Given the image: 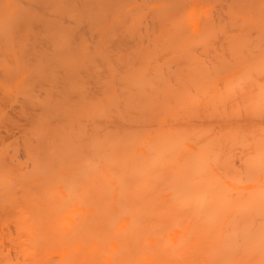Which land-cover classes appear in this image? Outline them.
Returning <instances> with one entry per match:
<instances>
[{
	"label": "bare ground",
	"instance_id": "bare-ground-1",
	"mask_svg": "<svg viewBox=\"0 0 264 264\" xmlns=\"http://www.w3.org/2000/svg\"><path fill=\"white\" fill-rule=\"evenodd\" d=\"M144 218L264 264V0H0V264H121Z\"/></svg>",
	"mask_w": 264,
	"mask_h": 264
},
{
	"label": "rangeland",
	"instance_id": "rangeland-1",
	"mask_svg": "<svg viewBox=\"0 0 264 264\" xmlns=\"http://www.w3.org/2000/svg\"><path fill=\"white\" fill-rule=\"evenodd\" d=\"M157 208L159 209L160 206H158ZM160 210L163 211L162 208H160L159 211H160ZM159 211H158V212H159ZM144 219H146V220H144ZM144 219H143V220H144L145 222H144V221H143L144 223L141 222L143 225L140 224V225H142L141 230H142V232L144 231V232H143L144 237H145V235H146V237H148V236L150 237V235H151V237H150V238L148 237L149 239H147V240H150V241L152 240V243L149 242L150 245L152 244L151 246H150V245L148 246L149 243L146 242V240H145L146 237H145L144 241H145L147 244H146L144 241H143V243L140 242L141 240H143L144 237H140L141 240H137L139 236H143V235H142V232H140V235H137V236H136V239H135V237H134L133 235H130V237H129V236H125V238H127L126 240L124 239V237H123V238H118V240H119V239H121V240L123 239V241H127V240L129 239V240L127 241V245H129V246H126V245H125L127 249H126L125 247H124L123 249H121V245H122L121 242H123V241H117L116 238L113 239V240H115V241H117V242H120V244L114 242V245H115V247L117 248V250H116L117 252H118V248H120L121 250H123V251H121V252H125V251H124L125 249H126V251L129 250L130 254H129V252L127 251L128 254H129V256H130L131 253H132V255H133V259H134V261H133L134 264H156V263L158 264L159 262L161 263L162 261H164V260H162V259H164V258H165V262H166V263L169 262V261H171V260L173 259V262H174L175 264H176V263L179 264V263H178L179 261H181L180 264H184L185 262L182 260V259H184L182 253H183L184 250H185V251H188V250H186L187 246H188V248H190L189 251H188V253H190V254H188L187 252H186V254H185V253H183V254L186 255V257H188V256L190 255V256L188 257L189 262H191V263L193 262V264H195L194 261H191V259L196 261L197 259H198V260L200 259V258L197 257V255L200 254L202 257L204 256V251H205V249L202 247V245H203V244L205 245V242H204V239H203L202 237L199 236L198 241L200 240V238H201L202 240L200 241V243L198 244V246H195V245H197V244H196L197 241H196V239H194V237H196L197 235H200V234H197V235L195 234V232L198 233L197 231H194V230H193L194 233H193V231H191L190 233H189V231H188V232L186 233V234H187L186 237L184 238L185 241H184L183 239H180V240H181V242H180V240H176V239H175L174 241H176V242L178 241L176 244H179V242L181 243V245L179 244V246L176 245V246H178V247L175 248V246H174V247L172 246V245L174 244V241H173L172 239H174V238H176V237H173L172 235H168V234H170V233L168 232V230L166 231V228H167L166 226H167V225L165 226V228H163V226L160 227V230H159V225L157 224V221L154 222V220H158V218H154V219H153V218H144ZM145 223H147V224H145ZM153 223L157 224L155 227H157V229H158V231H159L160 233L157 231V229H156L155 227H152V226H154ZM158 223H159V222H158ZM188 224H189V223H188ZM140 225H139V227H140ZM145 225H146L147 227H149V229H146L147 227H146ZM150 225H151V227H150ZM170 227H171V226H170ZM170 227H169V229H171ZM142 228L146 229V232H147V233H146L145 230L142 229ZM82 229H83V228H82ZM150 229H152L154 232H153V231L151 232ZM155 229H156V230H155ZM147 230H148V231H147ZM81 231L84 232L83 230H81ZM85 231H86L87 234H86L85 232H84V234H86V235H84L82 232H81V233L84 235V237L86 236V237L88 238V237H89V236H88V230H85ZM79 232H80V230H79ZM79 232H78V233H79ZM78 233L75 234V235H76L77 239H81V237H83V235H81V233H80V235H81V236H80V235H78ZM103 233H104V232H103ZM103 233H102V237L105 236V235H106V237H107V235H108V237H109V235H112V234H110V233L104 235ZM111 233H113V232H111ZM150 233H151V234H150ZM157 233H158V234H157ZM162 233H163V234H162ZM192 233H193V234H192ZM153 234H155V236H154ZM164 234H165V237H164ZM189 234H190V235H189ZM113 235H115V233H113ZM156 235H157V236H156ZM193 235H194V237H193ZM152 236H153V238H152ZM168 236H169V237H168ZM188 236H189V237L192 236V239H191V237L189 238ZM79 237H80V238H79ZM84 237H83V238H84ZM86 237L84 238L85 240H82V239H81L82 241L76 239L77 242H78V244L80 245V246H78L79 248H76L77 245H72V246L75 247V248L73 247V248H74V249H73V248H70V243H69V244H68L67 242L64 243L65 246H66V245H69V247H67V249H66V247H64L63 249H61L62 251H61V250L59 251V252H61V253H65V254L63 255L64 257L67 256V253L69 252L70 255H69V253H68V255H69L71 258H73V256H74L75 254H77V253L75 252V251H76L75 249H77V252H79V251H80V252L83 251V252H82L81 254H80V252H79V253H78L79 255L77 254L78 256L75 255V256H77V258H79V259H75V258H74V260H73V259H69L68 256H67V258L69 259V261L66 260V259H64V257L62 256V257H61L62 259L60 258V259L62 260V261H61L62 263H64V261H65V262H66V261H67V262H71V260H72L71 263H73V261H74L73 264H104V262L101 261V259H103L102 256L98 257L97 254H96V253H98V252H97V251H94L95 249H93V247L91 246V244H92V243L90 242V241H92L91 238H90V239H87ZM99 237H101V236H99ZM108 237H107V238H108ZM112 237H113V236H111V238H112ZM114 237H116V235H115ZM132 237H133V238H132ZM166 237H167V238H171V241H169L168 244H172V245L169 246V245L167 244V241H168V240L166 239ZM109 238H110V237H109ZM109 238L107 239V245H108V246H109V244H108ZM151 238H152V239H151ZM196 238H198V236H197ZM98 239H99V238H98ZM105 239H106V238H105ZM130 239H132V240H130ZM73 240H75V239H73ZM73 240H72V241H73ZM76 240H75V243H73V244H77V243H76ZM89 240H90V241H89ZM110 240L112 241V239H110ZM135 240H137V241H135ZM166 240H167V241H166ZM169 240H170V239H169ZM193 240L196 241V242L194 243ZM79 241H80V242H79ZM131 241H132V242H131ZM133 241H135V242H133ZM138 241L141 243V245L146 244V246L143 245V247H142V251H141V248H140L141 246H140V245H137ZM172 241H173V243H172ZM186 241H188V243H187ZM89 242H90V243H89ZM183 242H184V243H183ZM132 243H133V244H132ZM140 243H139V244H140ZM186 243H187V246H186V247L184 246L185 249H182L183 245H186ZM124 244H125V242H124ZM182 244H183V245H182ZM189 244H190L191 247H189ZM194 244H195V245H194ZM47 245H48V244H47ZM47 245H45V247H46ZM107 245H105V249H106V256H107L108 258L105 257V259H106V260H105V263L108 262V263H110V264H117L118 262L115 263V262H112V260H110L114 253L111 255V253L109 252V251H112V250H111V247L109 248V247H107ZM174 245H175V244H174ZM204 245H203V246H204ZM72 246H71V247H72ZM122 246H124V245H122ZM138 246H140V247H138ZM147 246H148V247H147ZM181 246H182V247H181ZM194 246H195L196 248H195ZM48 247H49V246H48ZM61 247H63V243H62V246H61ZM150 247H151V248H150ZM192 247H194V249H195L197 252L199 251V253L195 252V253H194L195 255H193V252H194L195 250L192 251V249H193ZM46 248H47V247H46ZM68 248L71 249V250L73 249V251L70 252V250H69ZM148 248H150L149 251H152L153 254H151L150 252H149V253H148V252L145 253V250H143V249L148 250ZM171 248H174V250H172ZM178 248H179L180 250H183V251L179 252V249H178ZM47 249H48V248H47ZM65 249L68 250V251H67V252H64V251H66ZM108 249H110V250L108 251ZM139 249H140V251H139ZM201 249H202V250L204 249V250H203V253H201V251H202ZM162 250H163V252H165V253H164V254H165L164 256H163V253H162V255H160V253H159V252H162ZM176 250H178V251H176ZM116 251H115V252H116ZM143 251H144V252H143ZM175 251H176V252H175ZM73 252H74V254H72ZM139 252H141V253H139ZM142 252L144 253V255L142 254ZM154 252H155V253H154ZM178 252H179V253H178ZM61 253H60V254H61ZM119 253H120V252H119ZM174 253H175V254H174ZM177 253H178V254H177ZM180 253H181V254H180ZM117 254H118V253H116L115 255H117ZM125 254L128 256L127 253H124L123 256H124ZM141 254H142L143 256H142ZM148 254H149V255H148ZM157 254H158V255H157ZM176 254H177V255H176ZM58 255H59V254H58ZM58 255H56V256H57L56 258L54 257V258H55V261H54L55 263L53 262V259H54V258L48 260L49 262H48V261L46 262L45 259H43L44 257H43L42 255H40V256L38 255V257L36 258V260H37L40 264H52V263H53V264H56V261H58V260H56V259L59 258ZM72 255H73V256H72ZM82 255H83V256H82ZM98 255H99V254H98ZM126 255H125V256H126ZM132 255H131V257H132ZM178 255H180V258H181V257H183V258H181V260H179V258H177ZM181 255H182V256H181ZM191 255H193L194 258H195V257H197V258H196V259H193V258L191 257ZM200 255H199V256H200ZM60 256H61V255H60ZM80 256H82V257H80ZM119 256H121V254H119ZM123 256H121V257H123ZM125 256H124V259H123V258H122V259L126 262V261H127L128 259H130V258H129V256H128V257L126 256L128 259L125 260V258H126ZM154 256H155V258H157V260H158V257L160 256L161 259H159V260H162V261H158V262H157V260H153L152 257H154ZM162 256H163V257H162ZM176 256H177V257H176ZM13 257L15 258L14 255H13ZM113 257H114V256H113ZM115 257H116L115 260H117V261L121 260V259H119V260L117 259V258H119L118 256H115ZM186 257H185V259H186ZM190 257H191V259H190ZM202 257H201V259H202ZM45 258H46V257H45ZM99 258H101V259H99ZM175 258H176V259H175ZM20 259H21V258H20ZM63 259H64V260H63ZM112 259H114V258H112ZM177 259H178V260H177ZM185 259H184V260H185ZM107 260H110V261H107ZM176 260H177V262H176ZM202 260H203V259H202ZM44 261H45V262H44ZM75 261H76L77 263H76ZM155 261H156V263H155ZM182 261H183V263H182ZM186 261H187V260H186ZM20 262H21V263H22V262L24 263V260L21 259ZM41 262H42V263H41ZM78 262H79V263H78ZM102 262H103V263H102ZM119 262H120V261H119ZM125 262L123 263V262L121 261V264H125ZM130 262H132L131 259H130ZM187 262H188V261H187ZM71 263H70V264H71ZM174 263H173V264H174ZM191 263H188V264H191ZM58 264H59V262H58ZM65 264H67V263H65ZM68 264H69V263H68ZM126 264H129V263H126ZM162 264H165V263L163 262ZM167 264H170V263H167ZM171 264H172V262H171ZM185 264H187V263H185Z\"/></svg>",
	"mask_w": 264,
	"mask_h": 264
}]
</instances>
